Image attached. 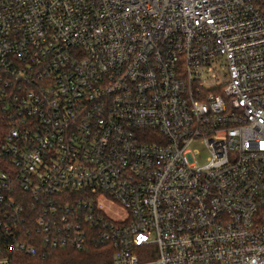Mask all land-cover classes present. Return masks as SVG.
Segmentation results:
<instances>
[{"label": "built area", "instance_id": "built-area-1", "mask_svg": "<svg viewBox=\"0 0 264 264\" xmlns=\"http://www.w3.org/2000/svg\"><path fill=\"white\" fill-rule=\"evenodd\" d=\"M0 104V264H264V0H0Z\"/></svg>", "mask_w": 264, "mask_h": 264}, {"label": "trees", "instance_id": "trees-1", "mask_svg": "<svg viewBox=\"0 0 264 264\" xmlns=\"http://www.w3.org/2000/svg\"><path fill=\"white\" fill-rule=\"evenodd\" d=\"M7 131V115L0 104V142ZM109 247L88 244L81 249L44 245L34 255L14 253L12 264H112ZM149 264V263H148Z\"/></svg>", "mask_w": 264, "mask_h": 264}, {"label": "rangeland", "instance_id": "rangeland-1", "mask_svg": "<svg viewBox=\"0 0 264 264\" xmlns=\"http://www.w3.org/2000/svg\"><path fill=\"white\" fill-rule=\"evenodd\" d=\"M196 146L201 150V152H200L201 157L197 158V159H198L199 164H202L205 161L206 152L202 149V146H200L199 144H197ZM149 257H151V259L156 260L157 259V253L156 254H152ZM150 264H155V263H150Z\"/></svg>", "mask_w": 264, "mask_h": 264}]
</instances>
